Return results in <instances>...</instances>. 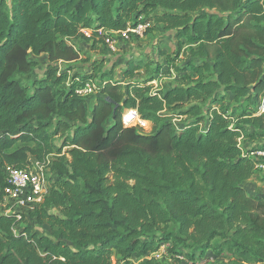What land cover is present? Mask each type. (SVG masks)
<instances>
[{
    "label": "trees",
    "instance_id": "obj_1",
    "mask_svg": "<svg viewBox=\"0 0 264 264\" xmlns=\"http://www.w3.org/2000/svg\"><path fill=\"white\" fill-rule=\"evenodd\" d=\"M150 23L196 45L201 63L183 69L196 75L191 84L153 93L123 81L140 65L116 80L100 62L85 77L69 76L75 39L121 38ZM41 55L43 76L23 84L37 66L31 56ZM97 76L89 108V95L75 91ZM221 91L243 101L240 127L212 108ZM263 96L264 0H0V202L6 166L37 161L55 175L48 181L46 173L48 192L29 213L49 235L34 233L24 215L0 213V264H110L113 254L122 264H173L146 258L165 243L173 257L188 249L191 263L207 251L225 259L216 264L264 263V195L241 186L254 173L252 153L264 147V114L256 113ZM126 109L152 130L123 127ZM163 111L188 122L177 130ZM243 124L257 137L245 151Z\"/></svg>",
    "mask_w": 264,
    "mask_h": 264
},
{
    "label": "rangeland",
    "instance_id": "obj_2",
    "mask_svg": "<svg viewBox=\"0 0 264 264\" xmlns=\"http://www.w3.org/2000/svg\"><path fill=\"white\" fill-rule=\"evenodd\" d=\"M8 2L10 3V0H8ZM150 27L152 28L149 29L147 33L137 37H129L127 40L122 37L120 38L118 34L112 33L110 36L113 35V40L115 41L114 50H110L105 44L104 39L99 36L87 42L81 39H75L73 44L79 51V59L69 64L71 68L69 76L75 74L85 77L93 72V63L100 62L102 66H104V70L114 67V79L116 80H122L123 74L128 68L127 66L140 65L139 69L134 71V77L131 79H123V81H125V85L127 83L126 80H131L136 81L137 84L140 83V85L149 86L153 93H157L158 91L159 93H164L166 89L173 87V85L191 84L194 79H196V75L193 74V71L190 69H183L188 62L192 61L196 64L201 63L197 57H194L192 52V49L196 47V45H189L185 39H180L179 41L175 40L174 32L165 30L161 24L150 23ZM84 33L90 35L89 31H84ZM31 59L36 60L37 66L31 78L29 80H23V84L25 85H31L34 80L42 77L44 67L47 65V56L45 55L36 58L31 56ZM58 66L63 72L64 69L61 64ZM92 81L97 87L100 86V83H97V81H99V76L92 79ZM68 84H70V81H68ZM97 95L98 90L94 91L89 97H86L89 108L92 107ZM250 95L252 97V94ZM221 97H223L222 100L218 103H214L212 108L218 111H224L228 116L231 127H235V125L240 127L239 125L242 121L239 115L244 107L243 101L234 103L232 94L223 91H221ZM187 107V104H184L181 111H184ZM204 107H206V105ZM255 111V109H250L249 114L252 115ZM162 114L171 117V121L175 124L177 130H181L188 122L184 116L177 117V115L175 116L171 112L165 111H163ZM109 125L110 123L107 124V126ZM206 126L207 121H203L200 124L201 129H204ZM152 128V123L146 121L145 126L140 130L149 133ZM240 135L238 145L243 151L251 149L256 145L257 137L255 138L253 136V132L247 125L243 124ZM60 142V138L55 140L57 145H59ZM254 159L256 160L254 173L251 177L246 179L241 186L248 195L261 197L264 195V158L256 157ZM46 173L48 181L55 180V175L52 172H49L47 169ZM4 210V203L0 202V213H4ZM30 212L31 211L24 210L23 215L26 217L25 221L30 225L32 231L38 235H49V227L37 223L29 216ZM53 212H55V210H53ZM171 245V243L162 244L158 251L150 254L146 258H155L162 263L172 262L173 264H216L225 260L221 257L216 258L210 251H207L206 254L198 258L195 263H191L187 256L189 252L188 249L183 248L181 251L184 254H175L173 257L170 252ZM142 259L143 258L132 257L130 262L132 264H138ZM110 260V264H122L118 261L115 254L112 255Z\"/></svg>",
    "mask_w": 264,
    "mask_h": 264
},
{
    "label": "built area",
    "instance_id": "obj_3",
    "mask_svg": "<svg viewBox=\"0 0 264 264\" xmlns=\"http://www.w3.org/2000/svg\"><path fill=\"white\" fill-rule=\"evenodd\" d=\"M150 25H138L135 28H127L121 31V36L125 39L129 38L128 33L142 35L146 27ZM101 34V30L98 32ZM86 34V33H85ZM107 34V33H104ZM114 34V33H113ZM117 34V33H115ZM87 35V34H86ZM105 44L110 50L115 49V41L110 36L103 37ZM96 89L93 82H87L84 86L75 92L81 96L91 95ZM257 115L264 114V96L262 97L257 109ZM123 127H139L143 128L146 124L142 120L136 109H126L121 117ZM254 156L264 157V147L252 153ZM45 165L34 161L33 165L28 169H17L6 166L3 168L8 187L4 189L3 201L4 214H14L19 220L23 216V211H33L40 204L48 192Z\"/></svg>",
    "mask_w": 264,
    "mask_h": 264
}]
</instances>
